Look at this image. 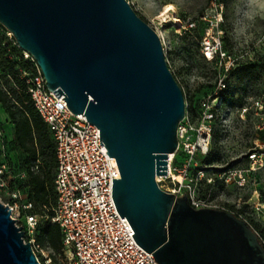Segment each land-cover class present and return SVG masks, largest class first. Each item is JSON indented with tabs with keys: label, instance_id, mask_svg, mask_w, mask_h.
<instances>
[{
	"label": "water",
	"instance_id": "obj_1",
	"mask_svg": "<svg viewBox=\"0 0 264 264\" xmlns=\"http://www.w3.org/2000/svg\"><path fill=\"white\" fill-rule=\"evenodd\" d=\"M0 24L39 68L47 90L99 128L120 178L111 196L135 242L159 264H264L257 232L235 213L194 208L159 187L185 115L158 33L128 0H0ZM0 264H38L0 202Z\"/></svg>",
	"mask_w": 264,
	"mask_h": 264
},
{
	"label": "built area",
	"instance_id": "obj_2",
	"mask_svg": "<svg viewBox=\"0 0 264 264\" xmlns=\"http://www.w3.org/2000/svg\"><path fill=\"white\" fill-rule=\"evenodd\" d=\"M192 26L194 22L190 20L184 24L185 29ZM4 34L16 46L11 33L5 28ZM200 51L206 61L214 62L222 72L217 75L212 92L199 102L196 121L191 120L185 112L178 123L176 151L167 159L166 174L156 176L155 180L160 182L167 179L170 187L166 191L176 195L187 194L194 208L224 209L199 196L196 185L202 181L209 187L219 182L243 186L244 169L209 172V168L197 165L195 155L197 152L206 155L210 151L213 124L226 125L230 122L228 117L234 111V106L222 97L228 89L226 76L236 63L223 48L220 34L205 35ZM21 53L23 58L32 61V66L19 69L18 78L23 81L25 91L46 124L54 144L52 183L55 203L48 219L59 227V250L53 253L35 242L36 214L26 213L24 224H17L19 207L28 209L31 203L18 201L21 195L19 189L10 188L4 181L3 177L12 173L14 165L3 157L0 159V189H5L11 197L0 202L7 206L14 224L23 229L24 238L29 241L38 264H159L151 252L135 242L125 215L120 216L116 210L111 196V178H120V173L115 157L109 156L105 145L99 143V128L88 121L83 113L70 111L61 98L62 94L56 97L47 90L43 76L30 55L24 50ZM247 109L246 105L241 106L236 112L240 118H244ZM262 125L264 130V120ZM1 138L2 134L0 141ZM3 145V141L0 142V150ZM256 145L259 148L252 147L245 154L250 170L264 167L262 145ZM179 154L181 158L176 163L174 158H178ZM15 176L26 178L27 174L23 169H18ZM44 216L47 217L46 214Z\"/></svg>",
	"mask_w": 264,
	"mask_h": 264
},
{
	"label": "rangeland",
	"instance_id": "obj_3",
	"mask_svg": "<svg viewBox=\"0 0 264 264\" xmlns=\"http://www.w3.org/2000/svg\"><path fill=\"white\" fill-rule=\"evenodd\" d=\"M128 1L158 33L166 62L182 88L185 112L191 120L196 121L199 102L212 92L217 75L222 72L214 62L204 60L200 51L203 37L220 34L223 48L235 59L236 64L227 74L226 81L233 100L237 98L240 102L231 104L234 111L229 113L228 124H213L208 160L205 161V155L200 152L196 153L195 160L198 166L209 168L213 173L230 168L244 169V185L219 182L209 187L201 181L196 190L199 196L256 224L264 239V167L250 170L245 156L252 147L259 148L256 143L262 145L260 149L264 152V0ZM187 20L194 22L189 30L184 28ZM247 64H253L254 68L242 72L241 68ZM5 80L3 85L11 86V82ZM240 105L248 107L244 118L236 112ZM190 107L197 112L191 113ZM5 133L10 135L11 122L0 106V134L3 137ZM4 139L1 138L3 142ZM5 153L9 154L1 149L0 158ZM15 156L21 158L23 153L17 150L13 153ZM179 156L177 160L181 158ZM17 170L13 167L12 173L3 177L10 188H16L20 182L15 176ZM157 183L164 190L170 187L167 179ZM9 197L5 189H0V200ZM25 197V192L21 191L18 201L25 202ZM30 209L19 207L17 224H24L26 213L36 214L38 221L45 218L43 210L37 208L32 212Z\"/></svg>",
	"mask_w": 264,
	"mask_h": 264
},
{
	"label": "trees",
	"instance_id": "obj_4",
	"mask_svg": "<svg viewBox=\"0 0 264 264\" xmlns=\"http://www.w3.org/2000/svg\"><path fill=\"white\" fill-rule=\"evenodd\" d=\"M31 66L32 61L22 57L21 50L5 36L4 28L0 24V106L11 122L10 135L5 133L2 137L6 138L3 142V149L7 150L9 154L5 153L2 157L12 160L14 168L23 169L26 172V178H18L20 182L17 183L16 188L20 192H25V201L31 203L30 210L32 212H36L35 210L39 208L47 215L46 218L37 221L34 240L55 253L60 248L59 227L48 219L51 207L55 203L52 183L55 165L54 144L46 124L33 107L29 95L25 91L23 81L17 75L19 69H29ZM252 68H254L253 64H247L241 68V71L247 72ZM5 79L11 82V86L3 85ZM222 98L229 104L240 102V99L237 98L233 100L228 89L223 92ZM197 109L190 107L189 111L193 113L195 110L196 113ZM17 150L23 153L21 158L13 157V153L15 154ZM210 156L211 152L209 151L204 160L207 161ZM174 161H177L176 156ZM236 215L239 216L238 213ZM247 223L257 232L259 240L264 246V239L256 224L248 221ZM52 256L54 257V254Z\"/></svg>",
	"mask_w": 264,
	"mask_h": 264
},
{
	"label": "bare ground",
	"instance_id": "obj_5",
	"mask_svg": "<svg viewBox=\"0 0 264 264\" xmlns=\"http://www.w3.org/2000/svg\"><path fill=\"white\" fill-rule=\"evenodd\" d=\"M173 154L169 153L168 157L171 158ZM159 177V175H157V178ZM178 179H181V177L179 175H177Z\"/></svg>",
	"mask_w": 264,
	"mask_h": 264
}]
</instances>
